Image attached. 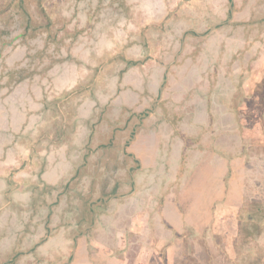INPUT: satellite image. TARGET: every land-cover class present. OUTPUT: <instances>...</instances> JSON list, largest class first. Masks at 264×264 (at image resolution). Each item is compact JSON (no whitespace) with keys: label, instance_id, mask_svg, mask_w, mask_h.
Returning <instances> with one entry per match:
<instances>
[{"label":"rangeland","instance_id":"374dc122","mask_svg":"<svg viewBox=\"0 0 264 264\" xmlns=\"http://www.w3.org/2000/svg\"><path fill=\"white\" fill-rule=\"evenodd\" d=\"M263 77L264 0H0V264L108 261L157 224L175 264H264L211 220L264 197Z\"/></svg>","mask_w":264,"mask_h":264},{"label":"crops","instance_id":"0c3cea01","mask_svg":"<svg viewBox=\"0 0 264 264\" xmlns=\"http://www.w3.org/2000/svg\"><path fill=\"white\" fill-rule=\"evenodd\" d=\"M232 108L234 109L235 112L239 111L237 103ZM262 119L264 122V117H262ZM263 125H264V123H263ZM199 127H196V128H199ZM199 132H200V130H199ZM200 133L198 134V136H195V137L188 136L187 133L186 134L185 133H179L178 137L182 139V143H180V144L177 143L178 151H181V153L185 156V154L189 150V147L191 148L192 145H193V149H191V150H192V152L194 151V154L196 153V151L205 152V151H208L211 148H213L212 146L206 145V143H204V142L202 143ZM253 133L254 134H252V133L249 134L248 145L251 147L257 146L259 148H257V150H255V154L250 155L249 158L254 161V163L256 165L255 167L257 169V172L261 175L262 173H264V136L261 137V139H260L259 135L255 134V132H253ZM179 140L180 139L177 138V141H179ZM252 144H254V145H252ZM198 155H200V159H201L202 153H198ZM195 189H200V188L195 186ZM200 191H202V189H200ZM99 200L103 201V202L106 201V199L104 197H102V198L100 197ZM129 200H131V199H129ZM253 200L261 201V200H264V197H263V199H258L257 197L253 198V197L249 196L247 198L245 197L244 199L243 198H241V199L240 198H238V199L233 198L232 200H229L227 202L225 201L224 204L221 206V207H223L222 209L225 210L224 213L222 215H219V213H215V217H214V213H213L211 215V220L214 221V219L218 218L217 220H223L224 219L225 221L229 220L230 222H231V220H234L236 222L240 221L239 232H241V230H242V226H241V224H242L244 226L242 233L244 232V237H249L248 242L249 243H251V242L257 243V238H258L259 245H261V244L263 245L264 244V210H263L264 204L262 207L263 209L260 211H252L251 210L250 212H247L246 208L251 204V202ZM216 202H219V201H216ZM195 204H197V203H193L192 206L198 205V204L197 205H195ZM203 204L205 205V203H203V199H202L201 203H199V205L203 206ZM218 204L220 205L221 203H218ZM251 208H253V207H251ZM192 212H193V208H191L190 212H186L184 214V217L181 214V216H179V218H178L179 221H182L183 219L188 218L189 223L192 224V226H194L198 220L193 218L192 215L194 213H192ZM229 212H232L233 218H230L227 216ZM252 212L256 213V214L253 215ZM204 214H206V213H204ZM200 216H201L200 220L207 221L205 219L204 215H200ZM255 223H257L258 225H255ZM145 224L146 223H144V226H145ZM158 226L159 225L157 224V226L155 228L152 227L153 228L152 230H149L148 228H146V229H143L142 231L137 232V233H136V231L133 232V234L136 233L135 237L132 236L133 240H132V237L130 236V239L132 241H130V242H128L129 240H126V241L129 244H131V245L134 244V245L122 247L121 253L117 256L112 255V254L110 255V253L102 251L105 255V259H108V261H103V262L98 261L99 256L101 255L100 249L103 246H97V247L95 246V248L97 249V252H96V256H94V257L98 260L96 262V259L94 258L95 259L94 262L90 261L87 264H175L176 260L174 259V257H176V255L180 254L181 249L179 247H181L182 245H179V246L177 245V237H175V235H172V236L169 235L170 239L168 241L167 240L161 241V238L162 239L164 238V236L161 233H162V231H165V230L159 229ZM197 228H199V229H197ZM200 228H201V226L200 227L194 226V228L192 230L187 229L185 231H182V233H186L187 235L184 234L185 236H180L179 239H182V242L184 241V243L187 244L188 240L186 238H189L190 236H195L196 234L204 236L205 230H203L204 229L203 224H202V228L201 229ZM234 232H236V230ZM128 233L130 235L129 231L127 232V235H128ZM220 235L225 236L227 238H229V236H231L230 232L227 229H223L222 232H220ZM232 238H236V236H234ZM162 242H166V243H162ZM160 247L165 248V252L168 253L167 258L165 257V261H162L160 259V257L157 255V249L158 248L160 249ZM248 247L250 250L253 249V248H250V247H252L251 245H248ZM130 248L132 249V251L130 252L131 253L130 257H128V254H129L128 249H130ZM257 250L260 252H263L264 246H263L262 251L260 249H257ZM254 252H256V251L254 250ZM186 253H189V250H186ZM103 258H104V256H103ZM116 258L123 259V261H120V263H118L116 261L117 260ZM181 264H190V263L186 262V260H182Z\"/></svg>","mask_w":264,"mask_h":264},{"label":"trees","instance_id":"16d2710c","mask_svg":"<svg viewBox=\"0 0 264 264\" xmlns=\"http://www.w3.org/2000/svg\"><path fill=\"white\" fill-rule=\"evenodd\" d=\"M263 204H264V202L263 201H258V200H253L252 202H251V204L246 208V211L247 212H250L251 210L252 211H260V210H262L263 208ZM251 207H253V208H251ZM264 210V209H263ZM252 214L253 215H255L256 213H253L252 212Z\"/></svg>","mask_w":264,"mask_h":264},{"label":"flooded vegetation","instance_id":"af4514ba","mask_svg":"<svg viewBox=\"0 0 264 264\" xmlns=\"http://www.w3.org/2000/svg\"><path fill=\"white\" fill-rule=\"evenodd\" d=\"M231 7V6H230Z\"/></svg>","mask_w":264,"mask_h":264},{"label":"water","instance_id":"95a60500","mask_svg":"<svg viewBox=\"0 0 264 264\" xmlns=\"http://www.w3.org/2000/svg\"><path fill=\"white\" fill-rule=\"evenodd\" d=\"M231 6V5H230Z\"/></svg>","mask_w":264,"mask_h":264}]
</instances>
